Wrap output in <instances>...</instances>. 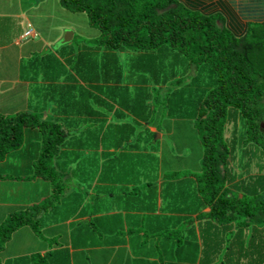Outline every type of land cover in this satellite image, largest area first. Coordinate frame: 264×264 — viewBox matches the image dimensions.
I'll return each instance as SVG.
<instances>
[{
	"label": "trees",
	"instance_id": "obj_1",
	"mask_svg": "<svg viewBox=\"0 0 264 264\" xmlns=\"http://www.w3.org/2000/svg\"><path fill=\"white\" fill-rule=\"evenodd\" d=\"M207 1L59 0L99 34L54 50L0 16L21 54L0 83V264H124L126 244L132 264H264V15ZM169 120L196 128L197 171L158 174Z\"/></svg>",
	"mask_w": 264,
	"mask_h": 264
},
{
	"label": "rangeland",
	"instance_id": "obj_2",
	"mask_svg": "<svg viewBox=\"0 0 264 264\" xmlns=\"http://www.w3.org/2000/svg\"><path fill=\"white\" fill-rule=\"evenodd\" d=\"M1 11L10 13V16H20L15 18V22L24 29L27 28L28 23H31L39 31L35 40L41 39L43 34V37L48 39L47 46L51 50L63 45L61 40L66 31H73V36L75 35L73 44L82 38H94L99 34V29L89 24L86 13L63 7L59 0H0ZM121 58L124 61L125 56L122 53ZM1 65L2 70L11 72L5 63L1 62ZM16 67L17 65L12 66L13 69ZM167 125L170 132L166 130ZM162 127L163 129L157 136L160 142L157 145L159 144L161 148L158 147L157 151H150L151 154H157V163L160 166L158 174H161V169L167 166L166 169L171 171H197L199 161L202 159L203 147L193 123L189 120H169L162 123ZM151 130L154 131L155 128ZM162 132L163 137L160 135ZM179 151L183 154L187 151V157L184 159ZM94 185L95 182L92 183V186ZM74 256L75 264H112L110 248L76 251ZM126 258L128 259L124 261V264H132L130 253L126 255Z\"/></svg>",
	"mask_w": 264,
	"mask_h": 264
},
{
	"label": "crops",
	"instance_id": "obj_3",
	"mask_svg": "<svg viewBox=\"0 0 264 264\" xmlns=\"http://www.w3.org/2000/svg\"><path fill=\"white\" fill-rule=\"evenodd\" d=\"M184 1V0H183ZM187 2V1H186ZM218 2H222V4L220 5H216ZM263 2L264 0H208L206 2V6L211 10V11H221L224 18H225V22L226 23H230L231 20H242L244 21V23H247L249 20L257 17V16H263L264 13L261 12L263 9ZM226 5V6H223ZM216 5V6H215ZM257 14V15H256ZM0 15H10V13L5 12V11H1ZM16 17H20L18 15L14 16ZM234 17V18H233ZM22 18V17H21ZM247 21V22H246ZM219 25H222L221 21H218ZM25 31L19 35L14 43L16 45H18L19 47L22 46L23 43H26L30 40H35L37 38L38 35V30L32 26L31 23H28L27 28L24 29ZM30 31V34L25 37L26 32ZM43 41H45V43H47L46 41L48 39H45L43 37V34L40 37ZM1 62L5 63L6 66L11 69L12 74H10L9 72H7L6 70H2L1 69ZM21 62V54H17V50L12 47V46H0V83L2 82H17L19 81L18 78V65ZM13 65H17V67L15 69L12 68ZM13 70V71H12ZM158 213V211L156 212ZM71 221V219L67 220V223H69ZM127 250L124 253L125 257L128 253H130V248L129 245L126 244ZM117 249L119 247H116ZM114 249V253L117 251V249ZM99 249V248H96ZM103 249V248H102ZM85 249H72L71 250V261L72 264H75L74 261V254L76 251H83ZM131 255V254H130ZM112 259V258H111Z\"/></svg>",
	"mask_w": 264,
	"mask_h": 264
},
{
	"label": "water",
	"instance_id": "obj_4",
	"mask_svg": "<svg viewBox=\"0 0 264 264\" xmlns=\"http://www.w3.org/2000/svg\"><path fill=\"white\" fill-rule=\"evenodd\" d=\"M72 38H73V31H70V30L66 31V33L64 34L61 42L63 44L68 43V42H70L72 40Z\"/></svg>",
	"mask_w": 264,
	"mask_h": 264
},
{
	"label": "clouds",
	"instance_id": "obj_5",
	"mask_svg": "<svg viewBox=\"0 0 264 264\" xmlns=\"http://www.w3.org/2000/svg\"><path fill=\"white\" fill-rule=\"evenodd\" d=\"M30 34V31L26 32L25 37H27Z\"/></svg>",
	"mask_w": 264,
	"mask_h": 264
}]
</instances>
